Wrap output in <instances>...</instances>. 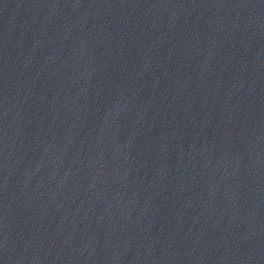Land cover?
<instances>
[{
    "label": "water",
    "instance_id": "water-1",
    "mask_svg": "<svg viewBox=\"0 0 264 264\" xmlns=\"http://www.w3.org/2000/svg\"><path fill=\"white\" fill-rule=\"evenodd\" d=\"M0 264H264V0H0Z\"/></svg>",
    "mask_w": 264,
    "mask_h": 264
}]
</instances>
